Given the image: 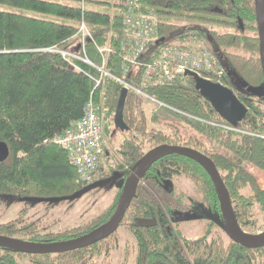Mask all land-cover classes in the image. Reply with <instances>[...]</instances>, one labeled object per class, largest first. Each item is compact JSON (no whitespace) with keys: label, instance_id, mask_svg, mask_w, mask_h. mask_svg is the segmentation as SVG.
<instances>
[{"label":"trees","instance_id":"trees-1","mask_svg":"<svg viewBox=\"0 0 264 264\" xmlns=\"http://www.w3.org/2000/svg\"><path fill=\"white\" fill-rule=\"evenodd\" d=\"M62 1L0 0V5L44 15L40 18L0 10V141L9 148L8 158L0 163V204L13 203L15 199L67 196L87 185L78 182L76 169L69 163L66 152L50 140L81 119L91 99L101 106L103 120L114 127L119 92L113 86L96 87L84 73L67 67L59 54L45 49L70 50L78 43L79 38L74 35L83 17L99 45L110 42L107 69L122 77L121 18L127 4L125 0ZM100 5L106 11L99 10ZM139 7L140 11H154L159 19V33L164 40L154 49L173 44L190 31H196L211 44V52L227 68L221 80L223 85L248 108L245 118L233 126L194 89L189 77L183 82L144 90L164 104V110L224 148L221 155L205 154L214 162L227 188L239 225L246 226L255 210L264 216V95L247 90L264 87L254 0H141ZM178 19L190 23L177 25L173 20ZM194 20L229 25L235 31L208 30L193 23ZM86 55L101 65L102 58L90 41L86 43ZM140 79L141 70L136 66L125 77L137 88ZM123 119L128 130L121 131L124 135L117 148L123 163L117 162L114 169L103 172L96 182L107 177L126 178V167L135 166L144 146L180 144L176 130L173 135L148 130L145 115L129 98L124 104ZM152 122H157L155 116ZM187 144L199 152L203 150L196 139H189ZM160 164L161 179L162 174L167 177L183 174L196 185L201 198L181 207L164 199L160 203L148 192L134 196L119 228L135 239V264H264V247L248 249L230 238L224 245L221 235L212 233L215 226L224 228L223 220L213 181L202 166L176 154L162 158ZM157 170L153 169L154 176ZM153 183L160 186L158 176ZM120 194L97 218L75 228L49 231L39 222L26 221V209H22L15 219L0 223V235L40 243L82 236L112 216ZM195 208L201 212L196 218L206 219L209 226L201 237L187 238L182 235L176 216L180 211L187 213L189 220L196 219L188 212ZM214 218H218V225ZM147 220L154 223H142ZM117 232L105 240L63 253L29 255L0 247V264H20L23 259L30 264H95L117 247ZM224 232L227 233L225 228Z\"/></svg>","mask_w":264,"mask_h":264},{"label":"built area","instance_id":"built-area-1","mask_svg":"<svg viewBox=\"0 0 264 264\" xmlns=\"http://www.w3.org/2000/svg\"><path fill=\"white\" fill-rule=\"evenodd\" d=\"M140 1L125 0L127 6L121 18L123 36L120 41L121 59L124 62L122 77H117L106 69L108 55L112 49L110 46L111 50H102L99 47L91 38L92 35L83 17L75 34V36L80 35V43L78 42L68 51L56 47L45 50L59 54L73 69L78 70V67L86 65V70L80 72L90 78L96 87L113 86L108 84L109 82L118 84L120 88L122 86L127 89L128 98L131 93L140 94L163 110L164 104L149 96L144 90L183 82L188 77L187 72L196 73L199 77L219 83L224 75V68L206 47L205 40L196 32L190 31L187 36L173 44L154 49L155 45L161 42L159 19L154 11L149 9L140 11ZM81 6L83 8V4ZM90 40L94 41L93 45L102 58L101 65L94 64L86 55L85 43ZM78 60L84 62L78 64ZM135 66L141 70L138 88L125 80L130 69ZM100 108L101 106L91 99L84 109L83 117L50 140V143L59 145L66 152L69 163L76 169L80 183L90 184L95 181L96 172L104 161L110 159L105 147V122Z\"/></svg>","mask_w":264,"mask_h":264},{"label":"rangeland","instance_id":"rangeland-1","mask_svg":"<svg viewBox=\"0 0 264 264\" xmlns=\"http://www.w3.org/2000/svg\"><path fill=\"white\" fill-rule=\"evenodd\" d=\"M52 1L63 2L62 0H52ZM82 4H84L83 1L81 2V5ZM84 6H86V3ZM97 8L101 11H106V8L102 5L98 6ZM0 10L6 12L25 14L28 16H38L40 18L44 17V15H40L34 12L24 11L18 8H13L3 5H0ZM173 21L177 25H184V24L188 25L190 23V20L187 19H178ZM193 23H197L208 30H214L218 32H231L233 30L235 31V28H232L229 25H225V24L217 25L212 22H207L203 24L196 20H194ZM74 38H79L78 42L80 43L81 41L80 35L77 36L74 35ZM91 41L92 40H90V42ZM86 43H85V50H86ZM92 43L94 44V41H92ZM109 46L111 48L110 42H107L104 45H99V47L102 50L105 49L111 50L112 48L110 49ZM206 47L211 51L213 50L212 45L209 44L208 42H206ZM238 52L241 55H245V56L249 55L242 51H238ZM24 58L26 59L27 57ZM82 62L84 61L82 60L77 61L78 64H81ZM67 67L71 68L68 65ZM78 68H79L78 70L76 69L77 71L86 70V65ZM123 69H124V62H122V73H123ZM108 84L113 85V87L118 92L123 88L122 86L120 88L118 84L114 85V83H110V82ZM141 96L142 95L140 94L131 93L129 99L132 102H134L137 109L145 115L147 120L148 130L155 129L164 132L166 134H172V135L175 134V130H176L177 135L181 138V140L179 141L180 145L185 144L189 139L192 138L202 143V147H203L202 152L208 154L221 155L220 152L224 148L221 147L218 143L206 137L205 135L196 132L190 126L185 124L181 119H178L177 117L170 114L166 110L159 108L157 104L150 102L149 100ZM153 116H155L157 119L156 123L152 122ZM104 122H105L104 124L105 147H106V151L109 153L110 159L104 161L102 167L96 172L95 174L96 177L94 182H96L99 179V177L103 174V172H108L110 169H114L117 166V162L120 164L123 163L120 156L118 155L117 148L120 146L124 134L119 129H116L110 123H108V121H104ZM146 149H148V147L144 146V150ZM118 178L107 177L101 179L98 187L90 190L89 192L83 194L81 197L76 199L62 200L58 202H34L25 199H20V200L15 199V202L9 204H7L6 202H2L0 204V223H5L15 219L19 215L22 209H26L25 211L26 213H24V218L26 221L39 222L41 225L45 226L49 231H65L71 228H75L79 225L91 222L94 218H97L107 208H109V206L113 203L114 198L118 193V190L115 189L114 187L118 182ZM172 180L175 187L179 188V191L182 190L180 193L184 192L187 195V197H191L192 199L185 197H183L182 199L181 198L176 199V198H171L173 196L170 197L160 196L157 194H153V192H151V190L147 186V183H144L141 186L143 187V189L146 190V192L153 194L156 201H161V199H164L174 204L181 205V207H184V205L192 203L195 200L196 201L200 200L201 198L200 192L194 186V184L191 183L184 175L174 176ZM262 187L264 188V186ZM188 212L192 216L201 214L198 208H195L192 211L189 210ZM181 213L182 212L180 211L178 212V214ZM179 221H180L179 229L182 235L187 238L201 237L205 233L206 228H208L209 226L208 221H204V220L185 222V223H183L182 219H179ZM241 228L246 233L252 235H258L263 233L264 216L262 215L261 212L255 210L254 215L251 218V223H249L246 226L241 225ZM211 231L214 234L217 233L221 235L224 241V245L229 243V237L222 230L221 227L215 226ZM117 240H118L117 247L114 250H112V252H110L107 258L103 260L101 257L100 259L95 261V264H135L136 242L133 236L129 234V232H127L124 228H118ZM126 255L127 258H125ZM20 264H30V263L28 262L27 259H23L20 262Z\"/></svg>","mask_w":264,"mask_h":264},{"label":"water","instance_id":"water-1","mask_svg":"<svg viewBox=\"0 0 264 264\" xmlns=\"http://www.w3.org/2000/svg\"><path fill=\"white\" fill-rule=\"evenodd\" d=\"M254 7L259 39V59L264 74V0H254ZM163 40L164 38L160 39V41ZM186 74L193 79L194 89L197 90L203 98L211 103L215 111L223 119L233 125H236L245 118L248 108H246L245 105L239 101L230 88L199 77L196 73L187 72ZM247 90L254 95H264V87L262 86L249 87ZM127 95L128 91L126 88H122L119 91L117 107L114 113V127L120 131L128 130V127L123 119V109ZM172 154L182 155L195 161L209 174L217 193L221 216L224 223L223 226L227 231L228 237L235 243L248 249L264 247V232L258 235H252L243 231L239 225L227 188L225 187L223 180L211 158L195 149L169 144H161L149 150L135 164L129 177L125 181L120 179L117 182L116 186L118 188H123L117 207L112 216L99 227L82 236L56 243L31 242L0 235V247L29 255L63 253L87 247L100 240L108 238L119 228L125 212L136 194L138 182L144 173L154 162L164 156ZM8 156V145L5 142L0 141V163L4 162ZM99 183L100 182L91 183L67 196L49 198L34 197L24 199L34 202H58L62 200L76 199L98 187ZM209 217L212 218L211 216ZM179 219L184 220L183 218ZM148 223H150V221H148Z\"/></svg>","mask_w":264,"mask_h":264},{"label":"flooded vegetation","instance_id":"flooded-vegetation-1","mask_svg":"<svg viewBox=\"0 0 264 264\" xmlns=\"http://www.w3.org/2000/svg\"><path fill=\"white\" fill-rule=\"evenodd\" d=\"M196 31H193V33H195ZM213 53V52H212ZM217 56V55H216ZM218 58V57H217ZM222 65V64H221ZM223 66V65H222ZM223 68H224V74H227V68L225 67V66H223ZM224 76V75H223ZM223 78V77H222ZM222 80V79H221ZM220 80V82L219 83H221L222 85H223V83H222V81ZM216 83H218V82H216ZM225 86V85H224ZM233 125V124H232ZM234 126V125H233ZM227 129H229V130H233V131H239V130H237V129H235L234 127H228ZM169 145H175V144H169ZM179 146H184V147H188V148H192L191 146H189L188 144H187V142L185 143V144H183V145H180V144H178ZM158 146V145H157ZM154 147H156V146H154ZM154 147H152V148H154ZM152 148H148V149H146V150H144V149H142V156L143 155H145L149 150H151ZM192 149H194V148H192ZM196 150V149H195ZM202 153H204V152H202ZM205 154V153H204ZM206 155V154H205ZM141 156V157H142ZM167 156H169V155H167ZM167 156H164V157H167ZM164 157H162V158H164ZM162 158H160L159 160H157L156 162H154L150 167H149V169L144 173V175L141 177V179H140V181L138 182V185H137V188H136V194H135V196L139 193V194H141V193H147L146 192V190L145 189H143V187L141 186V185H143L144 183H147V186L149 187V189L151 190V192H153V194H157V195H160V196H168V197H170V196H173V197H171V198H176V199H182L183 197H185V198H191V197H187V195L183 192V193H180L181 191H179V188H176L175 187V185L173 184V177L174 176H179V175H183V174H174V175H171L170 177H167V176H164V174H162V179H161V177H160V174H161V164H160V162H161V159ZM195 162V161H194ZM157 167V172H156V174H157V176H158V178L160 179V186H157V185H155L153 182H154V179L157 177V176H154L153 175V169L154 168H156ZM126 169H127V177L126 178H122V177H119L118 178V176L116 177V178H118V181L120 180V179H122L123 181H125L128 177H129V175L131 174V172H132V170H133V168H128V167H126ZM205 170V169H204ZM185 176V175H184ZM186 177V176H185ZM187 178V177H186ZM191 183H193L189 178H187ZM117 184V183H116ZM194 184V183H193ZM194 186L196 187V185L194 184ZM115 187V189H117L118 190V192L119 193H121L122 192V190H123V188H118L117 186H114ZM197 188V187H196ZM160 190H161V192H160ZM178 194H177V193ZM149 193V192H148ZM152 194V195H153ZM176 196V197H175ZM192 199V198H191ZM161 201H162V199H161ZM161 201H158V202H160L161 203ZM194 202V201H193ZM192 202V203H193ZM195 202H196V200H195ZM191 203V204H192ZM175 205H177V204H175ZM193 209H191V211H192ZM201 213V212H200ZM177 216H179V217H177ZM176 217V220L178 221V223H179V225H180V221L178 220L180 217L181 218H183L184 220H183V223H185V222H192V221H202V220H204V219H197L196 218V216H201V214H199V215H196L194 218H196V219H193V220H189V215L188 214H186V213H181V214H178ZM203 216V215H202ZM214 221H215V223L217 224V221H218V218H214L213 219ZM221 220H223L222 219V216H221ZM148 221H150V223H148ZM204 221H207L206 219L204 220ZM142 223H144V224H146V225H151V224H153L154 223V221H152V220H147V221H142ZM224 224V223H223ZM218 225V224H217ZM120 227V226H119ZM218 227H221V226H218ZM224 227V226H223ZM222 228V227H221ZM118 230V229H117ZM116 230V231H117ZM222 230L224 231V228H222ZM115 231V232H116ZM227 234V233H226ZM107 239V238H106ZM103 240H105V239H103Z\"/></svg>","mask_w":264,"mask_h":264}]
</instances>
